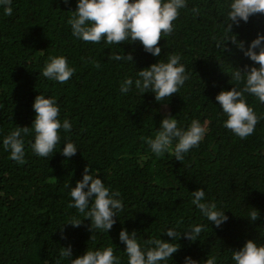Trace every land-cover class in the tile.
Returning <instances> with one entry per match:
<instances>
[{
    "label": "trees",
    "instance_id": "obj_1",
    "mask_svg": "<svg viewBox=\"0 0 264 264\" xmlns=\"http://www.w3.org/2000/svg\"><path fill=\"white\" fill-rule=\"evenodd\" d=\"M11 6L10 16L0 8V138L16 126H31L32 103L39 93L55 98L59 118H67L72 128L69 133L61 130V141L49 157L34 154L32 134L24 135L23 164L0 147V264H68L60 256L61 247L68 245L74 257L88 247L112 245L123 258L121 227L148 239L164 227L181 231L190 223L206 224L197 241L181 235L169 264L206 255L217 256L218 264H231L229 249L237 250L248 239L264 242V104L248 97L260 119L254 133L241 139L222 126L224 117L215 101L220 90L231 89L232 67L243 70L253 63L230 39L226 47H217L227 27L226 0H189L174 31L161 36L160 57L179 54L190 78L179 93L160 102L151 92L119 91L126 75L160 57L146 53L139 42H121L117 49L73 37L67 21L75 0L68 5L63 0H12ZM193 6L200 9L198 15ZM258 33L264 34L262 13L233 24L230 35L236 34L247 48ZM122 49L133 54L134 66L108 59ZM53 55H64L75 69L63 84L40 75ZM166 114L185 126L199 118L208 129L182 161L171 152L156 156L145 142ZM64 136L78 148L69 158L59 152ZM87 165L119 192L124 204L108 233L92 232L90 220L68 206V186H75ZM201 187L225 210L228 219L219 228L203 220L191 204L190 192ZM252 211L257 212L255 220L248 217ZM72 216L82 219L79 227L66 223Z\"/></svg>",
    "mask_w": 264,
    "mask_h": 264
},
{
    "label": "clouds",
    "instance_id": "obj_2",
    "mask_svg": "<svg viewBox=\"0 0 264 264\" xmlns=\"http://www.w3.org/2000/svg\"><path fill=\"white\" fill-rule=\"evenodd\" d=\"M71 0H63L65 5ZM76 7L67 23L71 34L85 43L118 45L121 42L135 43L143 47L146 53L160 57L161 36L174 31V22L182 10L189 6V0H75ZM12 0H0V8L6 16L13 13ZM194 15L200 13L198 7L191 9ZM258 13L264 14V0H226L224 23L225 35L217 41V47H226L225 41L231 40L245 57L253 63L246 64L244 69L232 67L229 74L233 83L230 90L222 89L215 101L223 114L222 126L244 139L251 136L260 117L248 103V97H254L264 104V34H257L248 43L231 34L232 25L247 22L249 17ZM111 51V50H110ZM155 63L139 70L134 75H126L119 84L122 95L133 90L139 94L151 92L156 101H166L189 80L190 73L179 54L165 53ZM110 61L130 63L134 66L133 54L124 51H112ZM258 65V67L256 66ZM99 65L97 64V67ZM75 69L69 65L64 55L49 56L42 72L44 78L63 84L68 81ZM34 118L31 126H16L14 130L0 138V147L8 153L9 158L19 164L25 162L24 135L32 134L30 147L39 157H49L56 145L61 141L60 132L69 133L72 124L65 118L61 121L60 108L55 98L39 93L32 103ZM207 127L199 118L191 119L186 126L176 116L166 114L159 122L154 137L146 139L150 151L156 156L171 152L175 159L182 161L185 153L198 147L207 134ZM63 147L59 151L65 158L76 154L77 146L64 136ZM69 187V207L90 220L92 232L108 233L124 209L119 192L106 185L96 172L85 166L82 178L74 187ZM191 204L198 210L201 218L219 228L228 217L225 210L207 198L203 187L190 192ZM251 220L257 219V212L252 211ZM82 219L72 216L66 223L79 227ZM207 227L204 223H190L183 230L176 227H164L158 236L142 239L137 230L128 231L121 227L119 241L125 246L121 255L116 254L112 245L87 248L81 255L73 256L72 246L61 247L60 256L68 260V264H169L180 245L176 242L181 235L188 241H197ZM161 234L171 238L162 239ZM62 235V239H63ZM93 238V235L91 236ZM230 251L231 264H264V242L248 239L237 250ZM182 264H218L217 256L206 255L197 260L185 256Z\"/></svg>",
    "mask_w": 264,
    "mask_h": 264
}]
</instances>
